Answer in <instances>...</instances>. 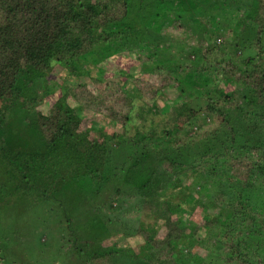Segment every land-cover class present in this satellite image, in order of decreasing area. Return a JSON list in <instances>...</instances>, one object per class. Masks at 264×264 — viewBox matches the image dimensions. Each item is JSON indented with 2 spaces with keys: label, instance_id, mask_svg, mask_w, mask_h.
Instances as JSON below:
<instances>
[{
  "label": "trees",
  "instance_id": "16d2710c",
  "mask_svg": "<svg viewBox=\"0 0 264 264\" xmlns=\"http://www.w3.org/2000/svg\"><path fill=\"white\" fill-rule=\"evenodd\" d=\"M210 1L183 9L176 0H0V108L18 109L40 143L34 150L0 146L8 181L27 186L35 201H55L67 181H87L99 196L114 177L144 175L134 188L107 198L111 210L138 219V228L125 226L121 238L139 236L142 244L123 251L118 241L103 245L115 250L99 252L104 239L97 226L79 237L58 226V240L71 250L68 262L120 264L126 257L125 264H207L210 255L217 264H264V207L249 198L264 193V0H255L248 22L233 19L232 28L224 26L219 0H212L216 6ZM192 9L208 13L201 18ZM150 19L161 40H149ZM187 26L202 35L198 42ZM114 54L137 60L143 77L63 79L62 94L47 112L36 110L40 100L30 88L37 82L50 97L47 78L58 69L71 78L83 73L86 59ZM155 59L163 65L152 68ZM171 90L176 98L168 97ZM148 107L161 115L160 125L147 118ZM83 113L105 127L85 126ZM190 177L199 185L192 189L196 196L192 184L189 193L182 185ZM209 184L217 192L205 203L199 196H210ZM128 192L135 194L125 198ZM48 241H41L46 249L54 244Z\"/></svg>",
  "mask_w": 264,
  "mask_h": 264
},
{
  "label": "rangeland",
  "instance_id": "374dc122",
  "mask_svg": "<svg viewBox=\"0 0 264 264\" xmlns=\"http://www.w3.org/2000/svg\"><path fill=\"white\" fill-rule=\"evenodd\" d=\"M176 2V5L182 6L184 9L189 7V4L195 3L196 0H176ZM131 3L136 5V0H131ZM212 3L214 6L219 4L218 7L223 10V13L220 17L226 21L224 26L231 28L232 25L229 23L233 22L234 25L233 19H235V24L237 19L239 24L242 23V21L248 22L250 19L249 16L252 13V10L255 8V0H219V2H216V4L211 0L210 4ZM200 7L201 5L198 6V8ZM196 9L197 8H194V10ZM194 10L192 9L193 13H197V15L201 18H203V14L206 15L208 13V11L206 13V10L205 13L203 11L200 12L201 10L198 12H195ZM158 14H160V12ZM183 17L184 19L186 18L185 15H183ZM149 22L150 24H148V27L152 29V32L150 33L148 32L149 28H147V32L150 36L149 40H161L158 35L156 36L157 32L154 31V28H152V19H150ZM194 22H197L196 18H194ZM160 23L161 18L155 20L156 25H159ZM155 24L153 27L156 26ZM183 24L185 23L183 22ZM190 24L199 26L193 22H190ZM189 27L190 26H187L188 30H193L195 36L192 40L198 42V38H201L202 35L197 34L198 31L195 27ZM197 35L198 38L195 39ZM138 37L143 38L144 35L140 32ZM211 40H213V38ZM216 42L217 44L221 43V41L218 39ZM170 54H172L173 59H176L178 56V48L173 47L170 50ZM187 56L192 59V56ZM82 62L84 61H81V63ZM135 62L137 63V60L133 58L129 59L125 56H118L115 54L105 56L104 58H99L97 62L86 59V63H88L85 65L86 71L83 70L82 73V70L79 69L76 73V76L71 78H68L67 74L62 71V69H58L56 74L54 73L47 78L48 91L51 90L52 94L50 97L48 96L44 98L42 95V81L37 82L30 88V94L32 96L38 97V100H40L36 110H39L42 113L47 112L48 108L62 94L60 84L62 83L61 81L63 79L67 80V84H77L78 82L86 83L90 78H96L103 82L106 79L117 80L119 77H122L127 81H131L136 76L143 77V75H138V70L135 71V68L138 67ZM173 63L174 61L169 64L172 65ZM79 65L77 66L80 67ZM160 65H163L161 61L155 59L154 63L150 66L155 68L159 67ZM80 73L82 74L80 75ZM167 95L169 98H176L177 96V94L172 90L169 91ZM167 100L171 99H166L163 102L157 103L159 106L158 110L161 109ZM146 110L149 111L147 118L153 117L160 125L162 120L161 115H154L155 112L152 107H148ZM22 116L24 115H18V109H6V111H3V108H0V146L2 149H15L20 144L26 145V147L30 150H34L38 147V144H40L38 136L34 134L33 131L31 132L32 129L30 130L27 126H25ZM83 116L85 119V126L87 125V127L96 129H99L103 126L105 127L104 124L102 125L99 122V118L96 115L85 113ZM28 118H30V115H28ZM25 127L28 131L25 129ZM111 131L112 129L110 126V128L107 129V132L110 134ZM6 174V168L0 164V255L4 260V264H86L76 259V262L74 260L68 262V257L70 256L69 254L71 250L67 243L63 244L60 240H58V226L62 229L70 228L71 232L78 237L81 233H83L85 227L89 225H94L95 227L97 226L96 235L104 239L102 246H111L119 241V247H121V250L123 251L125 250L124 247H126V245L127 247L130 246V248L134 251L140 244H142V240L139 236L128 240L126 238H121V234L125 233V226L138 228V219L130 217L128 218L126 215L119 214L115 210H111L109 204H107V198H112L117 189L123 192L126 187L134 188L135 184H139L138 182L142 181L144 175L140 174L139 171H136L132 175V178H129L130 180H127V178L131 175L127 174L126 172L121 175V181L114 177L112 181H108L104 184V189L101 191L99 196L94 195L92 189L88 187L87 181L85 182L81 180L82 183H78L77 181L75 183L73 180L70 182L67 181L68 183L66 182L67 184L64 186L65 191H63L62 188H58L56 196L60 195L61 197H55V201H35L34 193H29L26 191L28 190L26 189L27 186L20 185V187H18L16 184L17 182L8 181L10 175L7 174L6 176ZM192 182L193 180L191 177L188 181L182 182V185L186 186L185 190L187 193H189L188 186H191ZM153 183L156 184V181ZM169 186L170 185L167 187ZM157 188H159L158 185ZM192 189L199 191V185L192 184L190 190L192 191ZM173 190V188L168 189L167 194L171 193ZM216 190L217 189H215V186L209 184L208 194H210L211 197L204 194L200 195L199 197L202 198L206 203L209 198H212L216 194ZM163 191L164 189L160 190L158 193L159 197L163 194ZM13 192L14 194L12 195ZM133 194H135V192H128V194L124 193L122 195H124L125 198H129ZM191 194L192 196H196V192L194 191H192ZM256 194L260 197L256 196ZM134 198L139 200V195L134 196ZM249 198L252 200L255 206L261 208L264 207L263 192H252L250 193ZM111 201L112 200H110V202ZM118 205H120V202L115 200L112 201V206L116 207ZM66 212L68 216L66 215ZM200 215V213H196L194 216L195 218H201ZM186 216L188 215H185L184 217ZM114 220L116 221L114 222ZM184 220H186V218H184ZM133 228L128 227V234H131ZM65 234H67V232H65ZM110 236L113 237L110 238ZM48 239L52 243L54 242V244L53 247L49 246V248L46 249V246H44V243L41 241L46 243L49 242ZM104 246L98 248V251L103 252L116 249L106 248ZM64 248H66V251L62 253ZM204 253L205 252L200 253L202 254L201 258L204 256ZM205 258L208 260L207 264H217L215 258L211 257L210 255ZM124 260H126V257L121 260L120 264H125Z\"/></svg>",
  "mask_w": 264,
  "mask_h": 264
}]
</instances>
